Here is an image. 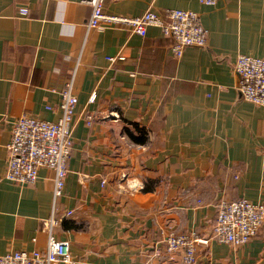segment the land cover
<instances>
[{
	"label": "crops",
	"instance_id": "crops-1",
	"mask_svg": "<svg viewBox=\"0 0 264 264\" xmlns=\"http://www.w3.org/2000/svg\"><path fill=\"white\" fill-rule=\"evenodd\" d=\"M172 9L200 16L206 47L178 57L157 27L88 30L80 0H0V256L44 250L55 217L76 264H184L165 238L190 234L208 241L195 264H264V225L246 246L212 238L221 199L264 206V106L243 99L234 71L239 55L264 58V0L104 4L117 16ZM71 79L73 147L56 198L48 169L34 185L5 178L7 146L20 116L61 117Z\"/></svg>",
	"mask_w": 264,
	"mask_h": 264
},
{
	"label": "built area",
	"instance_id": "built-area-1",
	"mask_svg": "<svg viewBox=\"0 0 264 264\" xmlns=\"http://www.w3.org/2000/svg\"><path fill=\"white\" fill-rule=\"evenodd\" d=\"M92 7L88 30L100 29L104 24L122 25L132 33L146 36L149 27L162 30L164 36L174 40L172 52L181 57L188 47L204 48L207 45V31L198 14L187 10H168L164 15L148 10L140 16H117L104 11L107 1L80 0ZM206 6H215L219 0H198ZM234 71L240 76L239 92L243 99L257 106H264V58L239 55ZM95 96L91 98L93 101ZM78 96L73 91V79L62 92L61 117L56 122L22 115L12 126L11 140L7 146V168L5 178L20 186L34 185L41 169L54 172L55 197H60L65 187L68 166L73 147V120ZM92 117H89L90 120ZM105 183V182H104ZM213 224V239L224 244L246 246L264 225V206L247 199H221L216 205ZM67 212L66 216H71ZM60 220L51 217L42 223L48 240L44 250L12 251L0 256V264H76L68 241L56 238L54 232ZM170 259L182 254L184 264H195L197 245L202 242L195 234L166 236Z\"/></svg>",
	"mask_w": 264,
	"mask_h": 264
},
{
	"label": "water",
	"instance_id": "water-1",
	"mask_svg": "<svg viewBox=\"0 0 264 264\" xmlns=\"http://www.w3.org/2000/svg\"><path fill=\"white\" fill-rule=\"evenodd\" d=\"M239 79H240V76L238 75Z\"/></svg>",
	"mask_w": 264,
	"mask_h": 264
}]
</instances>
